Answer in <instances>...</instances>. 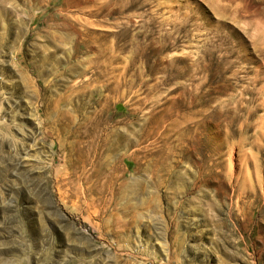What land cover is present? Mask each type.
Masks as SVG:
<instances>
[{
  "label": "rangeland",
  "instance_id": "374dc122",
  "mask_svg": "<svg viewBox=\"0 0 264 264\" xmlns=\"http://www.w3.org/2000/svg\"><path fill=\"white\" fill-rule=\"evenodd\" d=\"M0 264H264V0H0Z\"/></svg>",
  "mask_w": 264,
  "mask_h": 264
},
{
  "label": "bare ground",
  "instance_id": "6f19581e",
  "mask_svg": "<svg viewBox=\"0 0 264 264\" xmlns=\"http://www.w3.org/2000/svg\"><path fill=\"white\" fill-rule=\"evenodd\" d=\"M85 35V34H84ZM88 37V36H87ZM82 40V41H81ZM80 41H77L74 46H73V50H72V55L76 54V51L78 49V45L84 44V46L86 45L87 48L91 47V43L93 42L91 37L88 38H81ZM86 49V48H85ZM87 50V49H86ZM88 52V51H87ZM84 53V52H83ZM105 56V50L102 49H97L94 56L91 58H87V59H78L76 60V62L71 65H69V70L71 72H77L79 76L82 77L83 73H87V70L89 69V67H95V68H100L103 67V63L104 60L102 59ZM74 73V74H75ZM100 74L102 75V69L100 70ZM100 75V76H101ZM99 76V77H100ZM89 80V79H88ZM118 84V85H117ZM119 83L117 81H115V87H119ZM106 85H102L100 89H97L99 91H97V100H101L103 97L107 96L105 94H103V90ZM89 87L92 88L90 86L89 82H85L84 80L81 81V83L78 85V87L74 88L73 90H71V92L75 93L76 96H79V94H81L82 92L84 93L85 91L89 90ZM115 89V88H114ZM117 90V89H116ZM95 91V90H94ZM87 93V92H86ZM87 96V95H86ZM87 98V97H86ZM79 99V100H78ZM76 101V104L74 106V108L72 109V112H76L78 114L82 113V103L81 101L83 100L82 98H78ZM247 99V98H246ZM88 101V100H87ZM98 102V101H97ZM155 109V108H154ZM255 109V108H254ZM251 113V112H250ZM104 115V114H103ZM76 115H72L69 112V116H68V121L70 122L72 119L74 121H76V127L75 130L70 133L69 132V136L71 137H75L77 138V140L73 139L71 141V144H77L81 142L85 143L86 145L83 147H87L88 149H94V150H98L100 151V155L98 156L99 161H101L103 158V154H105L104 156V161L102 162H107V157H110L112 154H117L119 151H121L122 149H126L129 145L137 143V141H134L132 139H130L128 137V135L120 130V129H114L111 130L108 133H104V134H100V132L103 130V126L104 124L107 122V118L103 117L102 115L99 114V112H97V110H94L88 114H83L81 117L78 118V120L74 119ZM163 117V116H162ZM167 120V119H166ZM263 122V121H262ZM167 123V122H166ZM260 123V122H258ZM143 125V124H142ZM201 126V125H200ZM254 126V125H253ZM262 126V125H261ZM251 127V126H250ZM142 128V126H141ZM143 135V133L141 134ZM140 135V137H141ZM83 138V140L85 139V141L81 140ZM139 138V137H138ZM140 139V138H139ZM83 149V148H82ZM128 149V148H127ZM85 150V149H84ZM83 151V150H82ZM88 151V150H87ZM91 153V150L88 151ZM97 153V151H96ZM120 155V154H119ZM97 159V161H98ZM107 159V160H106ZM91 161V160H90ZM101 162V163H102ZM105 162V163H106ZM100 163V162H99ZM82 164V163H81ZM96 164V163H95ZM100 165V164H99ZM107 165V164H106ZM98 166V165H97ZM105 166V165H104ZM95 167V166H94ZM199 167V166H198ZM99 169V167H98ZM94 170V169H93ZM84 172V171H83ZM94 172V171H93ZM96 172V171H95ZM99 172V170H98ZM86 173V172H85ZM82 174V173H81ZM199 172L198 175L196 173V176H198L199 178ZM84 176V175H83ZM90 176V175H89ZM89 176H85V180H84V186H80L78 184L74 185L76 186V189L81 190V192L83 194H87L89 196L95 194V193H101L103 190V187H99V185H97V183L95 184H91L89 183V178L91 180V177ZM97 176V174H96ZM195 176V175H194ZM100 177V176H99ZM98 177V178H99ZM104 177V176H103ZM201 177V176H200ZM97 178V179H98ZM113 179V178H112ZM195 179V178H194ZM202 179V178H201ZM107 180V177H106ZM199 180V179H198ZM203 180V179H202ZM112 181V180H111ZM92 182V181H91ZM101 182V181H100ZM200 182V181H199ZM105 183V182H102ZM106 184V183H105ZM73 186V187H74ZM111 186V185H110ZM109 186V188H110ZM106 187V186H105ZM107 190V189H106ZM114 191V190H112ZM77 193V192H76ZM104 193V192H103ZM75 194V193H74ZM78 196V195H77ZM85 196V195H84ZM92 197V196H91ZM93 207V206H92ZM95 209V208H94ZM127 221V220H126ZM129 222V221H128ZM119 223L122 225L124 224H128L125 221H119Z\"/></svg>",
  "mask_w": 264,
  "mask_h": 264
}]
</instances>
